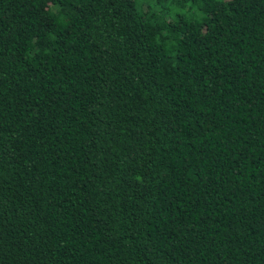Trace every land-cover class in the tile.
<instances>
[{
  "label": "trees",
  "instance_id": "1",
  "mask_svg": "<svg viewBox=\"0 0 264 264\" xmlns=\"http://www.w3.org/2000/svg\"><path fill=\"white\" fill-rule=\"evenodd\" d=\"M0 264H264V0H0Z\"/></svg>",
  "mask_w": 264,
  "mask_h": 264
}]
</instances>
